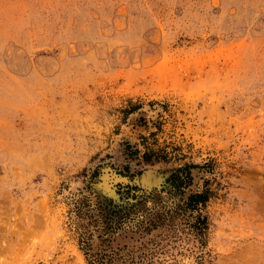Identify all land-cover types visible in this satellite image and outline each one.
<instances>
[{
    "label": "rangeland",
    "instance_id": "374dc122",
    "mask_svg": "<svg viewBox=\"0 0 264 264\" xmlns=\"http://www.w3.org/2000/svg\"><path fill=\"white\" fill-rule=\"evenodd\" d=\"M148 240L264 264V0H0V264Z\"/></svg>",
    "mask_w": 264,
    "mask_h": 264
},
{
    "label": "trees",
    "instance_id": "16d2710c",
    "mask_svg": "<svg viewBox=\"0 0 264 264\" xmlns=\"http://www.w3.org/2000/svg\"><path fill=\"white\" fill-rule=\"evenodd\" d=\"M192 167L194 166L183 164L182 166L175 168L167 180L168 183L176 187L187 185V180L190 178L188 170ZM209 194L210 191L208 189L194 191L187 194L185 200H182V205L180 207H177L176 210L173 211L171 219L168 220L170 221V223L168 224L170 237L175 236V233L177 232V230H179L180 224H182V222H179L178 220H176V218L181 219L184 217V220H186L187 217L194 218V215L191 212L193 210H196V206L198 204L205 202ZM148 217L144 219V223H146L147 227L153 225L151 222L152 218H150V216ZM199 221L200 214L197 213L193 222L187 221L183 222V224L186 223L187 226L190 227L194 232L199 233ZM147 227L145 228L146 230H148ZM85 249L87 251L85 252V255H87L86 259L90 262V264H149L158 253L157 251L160 248H157L156 241L148 240L147 243L141 245L135 251L131 250L122 252L119 249L114 250L109 246H107V248H99L94 252L90 251L89 248Z\"/></svg>",
    "mask_w": 264,
    "mask_h": 264
}]
</instances>
